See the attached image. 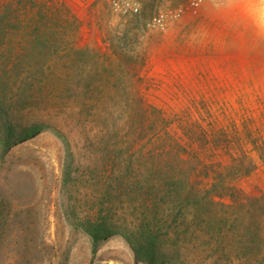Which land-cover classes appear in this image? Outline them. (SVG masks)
Wrapping results in <instances>:
<instances>
[{
	"label": "rangeland",
	"instance_id": "obj_1",
	"mask_svg": "<svg viewBox=\"0 0 264 264\" xmlns=\"http://www.w3.org/2000/svg\"><path fill=\"white\" fill-rule=\"evenodd\" d=\"M35 1L34 8L29 0L22 6L21 30L30 36L38 24L51 36L47 56L30 61L52 65L45 78L56 89H36L21 100L17 114L39 122L37 134L6 151L0 143V264H147L135 260L117 233L93 251L77 216L84 202L76 197L83 195L63 175L67 150L87 162L91 141L103 130L92 114L122 110L117 100L129 94L162 109L186 144L200 145V129L212 136L225 129L236 155L241 144L264 147V0H211L165 29L149 26L154 15L189 0H141V11L127 14L112 0ZM129 62L137 73L121 71ZM88 63L99 65L103 79L135 86L88 87L97 81L82 68ZM252 155L257 167L241 185L256 192L264 190V160L255 149ZM211 246L172 235L158 264H236L230 250Z\"/></svg>",
	"mask_w": 264,
	"mask_h": 264
},
{
	"label": "trees",
	"instance_id": "obj_2",
	"mask_svg": "<svg viewBox=\"0 0 264 264\" xmlns=\"http://www.w3.org/2000/svg\"><path fill=\"white\" fill-rule=\"evenodd\" d=\"M24 2L0 0V143L4 151L42 129L39 122L19 117L21 100L36 89H56L52 79L45 78L52 65L38 62L54 46L52 38L38 24L30 36L21 30ZM29 2L36 6L35 0ZM76 51L85 53L82 48ZM112 52L122 54L116 48ZM101 53L109 56L107 51ZM82 68L97 79L88 87L101 84L125 92L135 86L127 79H103L96 63ZM121 71L137 73L131 62ZM38 74L42 77L37 81ZM117 101L122 110L92 114L103 130L91 141L88 161L81 162L76 151L68 148L63 167L67 183L83 195L76 197L84 202L77 216L91 237L93 251L117 233L132 248L137 262L158 264L164 243L172 235H183L212 245L214 252L230 250L236 264H264V190L249 192L241 185L242 178L257 167L252 150L264 160V147L255 144L248 149L241 144L236 155L225 129L217 136L200 129V145L186 144L174 130L175 122L143 96L129 94ZM90 103L93 106L94 100ZM211 137L217 142H207ZM223 146L221 155L218 151Z\"/></svg>",
	"mask_w": 264,
	"mask_h": 264
},
{
	"label": "built area",
	"instance_id": "obj_3",
	"mask_svg": "<svg viewBox=\"0 0 264 264\" xmlns=\"http://www.w3.org/2000/svg\"><path fill=\"white\" fill-rule=\"evenodd\" d=\"M211 0H189L187 6L160 10L151 19L149 26L155 29H165L173 20L180 19L187 9H198ZM113 8L119 13H139L142 8L141 0H112Z\"/></svg>",
	"mask_w": 264,
	"mask_h": 264
}]
</instances>
